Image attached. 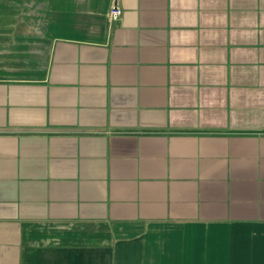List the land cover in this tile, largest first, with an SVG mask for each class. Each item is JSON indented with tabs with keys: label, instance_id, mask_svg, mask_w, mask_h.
<instances>
[{
	"label": "crops",
	"instance_id": "crops-1",
	"mask_svg": "<svg viewBox=\"0 0 264 264\" xmlns=\"http://www.w3.org/2000/svg\"><path fill=\"white\" fill-rule=\"evenodd\" d=\"M0 264H264V0H0Z\"/></svg>",
	"mask_w": 264,
	"mask_h": 264
},
{
	"label": "built area",
	"instance_id": "built-area-1",
	"mask_svg": "<svg viewBox=\"0 0 264 264\" xmlns=\"http://www.w3.org/2000/svg\"><path fill=\"white\" fill-rule=\"evenodd\" d=\"M120 15H121V9L116 6H113L109 9L107 19L109 22L114 23L116 20H118Z\"/></svg>",
	"mask_w": 264,
	"mask_h": 264
}]
</instances>
